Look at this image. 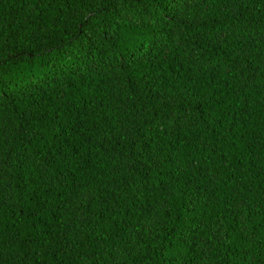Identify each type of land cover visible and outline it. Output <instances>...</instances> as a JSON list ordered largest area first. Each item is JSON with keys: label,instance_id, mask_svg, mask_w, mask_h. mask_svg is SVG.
<instances>
[{"label": "trees", "instance_id": "trees-1", "mask_svg": "<svg viewBox=\"0 0 264 264\" xmlns=\"http://www.w3.org/2000/svg\"><path fill=\"white\" fill-rule=\"evenodd\" d=\"M0 264H264V0H0Z\"/></svg>", "mask_w": 264, "mask_h": 264}]
</instances>
